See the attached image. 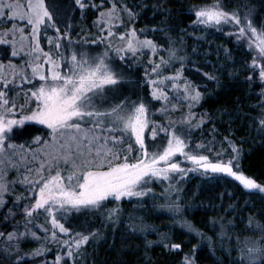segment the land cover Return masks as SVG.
I'll use <instances>...</instances> for the list:
<instances>
[{
  "label": "snow or ice",
  "instance_id": "obj_1",
  "mask_svg": "<svg viewBox=\"0 0 264 264\" xmlns=\"http://www.w3.org/2000/svg\"><path fill=\"white\" fill-rule=\"evenodd\" d=\"M74 3L80 9L88 6L82 0ZM193 9V26L221 30L229 26L232 31L227 35L235 36L241 47L247 44L254 53L250 67L264 83V21L258 27L254 25L255 9L247 5L229 9L225 0H211L194 5ZM124 12L129 20L136 16L127 4L111 0V7L101 11L95 21L105 35L90 43L77 42L71 37L67 10H59L58 0H27L24 4L20 0H0V18L26 22L24 26L13 23L10 28L0 29V43L11 45L12 55L23 60L21 65L11 61L5 65L0 61V208L7 206L5 194L17 183L16 179H8L11 170L18 173L19 183L26 191V195L15 198L14 207H19L23 200L32 201L24 204L19 213L9 208L5 215V221L9 216L22 217L15 220L12 231H0L5 253L14 242L18 250L19 241L30 236L36 241H58L67 248L65 255L72 257L97 232L75 231V226L66 227L62 220L71 223L74 214L94 213L109 199L120 201L124 197L146 196L152 191L146 187L149 183L171 181L190 172L205 176L227 173L245 189L264 192V184L241 169L239 149L228 137L225 142L235 155L226 160L222 158L227 154L226 149L213 153L204 143L192 144V127H199L208 117L207 113H201L197 124H192L196 116L192 108L205 95L200 91L201 85L183 75L185 58L177 54V49H164V44L145 34L148 30L133 26L117 31L116 25H124ZM61 23L65 25V32L60 30ZM163 30V25L151 29ZM49 31L56 35L47 36ZM42 34L48 41L49 51L41 45ZM114 37L117 43H113ZM99 42H104L102 49ZM144 50H150L154 56L165 50L167 58L151 59L150 70L145 71L144 78L135 81L136 87L126 92L123 85L133 78L111 53L126 61L129 52L137 54ZM177 60L181 62L180 67L167 72V67ZM203 75L216 79L210 73ZM252 79V76L248 78L250 82ZM25 82L31 87L23 94L25 103L17 104L11 93L25 86ZM260 95L259 103L264 104V89ZM181 102L187 103L189 111L174 119L169 113L181 109ZM156 113L162 114L165 120H154ZM257 119L264 129V109ZM26 122L45 126L44 135L28 133L24 142L17 144L14 138L24 133ZM177 154L190 162L191 167H182ZM179 191L169 184L161 198L177 193L176 199L161 207L182 214ZM119 211L118 206L109 209L108 218ZM40 212L46 213V220L50 218L51 224V229L40 225L45 232L43 237L29 228ZM181 223L191 232L201 234L191 223ZM229 226L236 225L230 221ZM57 230L62 236L58 237ZM245 230L259 231L261 235L246 236L243 240L237 236L240 256L237 264H264V223L250 215ZM170 247L180 249L181 245L173 243ZM46 251L41 243L31 254L36 256ZM62 258L56 257L57 264ZM21 259L17 256L13 264ZM0 264L4 261L0 260ZM180 264H195V257L185 254Z\"/></svg>",
  "mask_w": 264,
  "mask_h": 264
},
{
  "label": "trees",
  "instance_id": "obj_2",
  "mask_svg": "<svg viewBox=\"0 0 264 264\" xmlns=\"http://www.w3.org/2000/svg\"><path fill=\"white\" fill-rule=\"evenodd\" d=\"M22 2L25 3L26 0ZM82 2L88 5L84 9H80L74 0H58V6L61 11L67 10L72 39L90 43L105 35L98 30L95 21L101 11L111 7V0ZM210 2L211 0H119V3L127 4L136 16L129 20L127 13H122L124 25H116V30L121 32L122 29L133 26L146 29L148 31L145 34L157 40L158 44H164V49H177V54L185 58L183 75L201 85L200 91L205 93L200 103L192 108V112L196 114L192 120L193 125L197 124L201 113L208 114L199 127H192V144L204 143L207 147L214 145L213 153L218 151V147L232 151L231 146L225 142V137H228L239 149L241 169L247 175L264 182V129L257 119L264 109V104L259 103L264 85L257 81V73H253L250 67L254 53L247 48L246 43L241 47L235 37L228 36L227 33L231 30L191 24L195 19L193 6ZM225 3L229 9L244 5L254 8V25L258 26L259 22L264 21V0H225ZM162 25L163 31H151ZM59 27L61 32L66 31L63 23ZM47 34L56 35L54 31ZM99 43L102 49L104 42ZM159 56L167 58V52L160 50L155 56L150 50L137 54L129 52L126 61L112 56L125 73L133 78L132 82L123 85V90L129 89L130 84L136 86L135 81L143 79L145 71L150 70L151 59L158 60ZM10 60L23 64L21 57L10 55L8 45L0 43V61L8 64ZM180 63L178 60L174 61L167 67V72L179 68ZM203 73H210L216 79L212 80ZM250 76L253 77L251 82L248 80ZM25 84L29 88L30 84ZM25 87H17L11 95L15 97L18 90ZM181 104V109L175 112L186 115L189 111L187 103ZM156 107L160 105L157 104ZM152 118L164 121L160 113ZM27 125L24 133L14 138L17 144L24 142L28 133L44 135V128L34 124ZM200 175L193 174L177 185L172 183L180 190L178 195L183 207L182 214L161 207L168 202V199L166 201L161 198L158 191L161 189H157L152 195L143 196L141 202L123 199L111 208L109 206L113 203L109 202L94 213H84L80 219L73 216L71 223L65 222L66 227L75 226V230L85 234L93 230L97 232L72 257L65 255V247L53 251V254L47 256V260H30L29 264H57L58 255L63 257L58 264H180L185 254L193 255L195 264H237L240 259L237 236L243 240L246 236L261 235L259 231L245 230V225L250 215L264 223V200L257 192L245 191L240 184L231 181L227 174H215L208 178ZM176 195L177 193H173L169 203L175 201ZM117 206L119 213L109 219L108 210ZM0 214L1 222L7 213ZM182 221L194 225L201 234L182 226ZM230 221H234L236 226L230 227ZM7 227L5 222L0 230L7 233ZM149 241L152 243L149 244ZM173 243L180 244L181 248L172 249L170 245ZM23 246H31L30 241L24 242ZM5 257H0V260L13 264L15 254Z\"/></svg>",
  "mask_w": 264,
  "mask_h": 264
},
{
  "label": "rangeland",
  "instance_id": "obj_3",
  "mask_svg": "<svg viewBox=\"0 0 264 264\" xmlns=\"http://www.w3.org/2000/svg\"><path fill=\"white\" fill-rule=\"evenodd\" d=\"M22 1H24V0H22ZM22 1H20L21 4H24V2H22ZM26 2H27V0H26ZM26 2H25V3H26ZM192 10H193V9H192ZM9 20H10L9 17L0 18V29L10 28V27L12 26L13 23L17 24V26H24V24L26 23V22H24V21H20L18 18L14 19V20H11V22H8ZM253 23H256V19H255V21H254V16H253ZM256 26H257V25H256ZM258 26H259V25H258ZM258 26H257V27H258ZM212 28H214V27H212ZM216 29H217V28H216ZM223 29H229V30L232 31V29H231L229 26H224ZM220 30H221V29H220ZM26 31L30 32L31 29H30V28H26ZM122 31H125V30L122 29L121 32H122ZM47 36H52V37H54V35H52V34H47ZM233 37H235V36H233ZM113 43H117V40H116L115 37L113 38ZM41 45L45 48V51H49V50H51V49H50V46L48 45V41H47V39L44 37L43 34L41 35ZM8 46L10 47V55L13 56V55H12V46H11V45H8ZM98 50H99V49H98ZM112 54H114V55H112ZM111 56H117V55H116L115 52H112V53H111ZM15 58H19V57L17 56V57H15ZM10 61H11L12 63L16 64L15 62H13V60H10ZM5 65H7V63H6ZM16 65H19V64H16ZM256 79H257V81L260 82V80H259V78H258V73H257V75H256ZM26 83H27V82H26ZM260 83H262V82H260ZM262 84L264 85V83H262ZM25 85H26V84H25ZM23 87H25V86H23ZM29 87H31V85H29ZM135 87H136V86H134L133 84H130L129 89H127L126 92H127L128 90H131V89L135 88ZM26 88L28 89V87H25V88H21V90H18V93H17L16 96L14 97V98L16 99L17 104L25 103V99H24V95H23V94H24L25 92H27V89H26ZM169 115H170L172 118H174V119L177 118V117H179V116H181V115L177 114V113L175 112V110L171 111V112L169 113ZM154 116H155V115H154ZM154 116H153V117H154ZM163 118H164V120H165V117H164V116H163ZM26 123H27V124H32V125H33V124H34V125H38V126H40V127H42V128H45V126L39 125V124H37L36 122H26ZM45 138H47V137L45 136ZM126 143H127V141H126ZM213 146H214V145L208 147V148H210V149L212 150V152L215 151V148H214ZM33 147H36V146L33 145ZM216 149L218 150L217 152H221L222 150H224V149H222L221 147H218V148H216ZM206 154H207V150H206ZM234 154H235V153H234L233 151L227 150V154H226L225 156H223L222 158L226 160L228 157L233 156ZM177 158H178V161L182 162V167H185V168L191 167L190 162L184 161L182 155L177 154ZM193 174H196V175H200V174H201L200 176L205 177V178L211 177V175H212V174H209V175L205 176V175H203L202 173L190 172L187 176H175L171 181H160V180H157V181H154V182L149 183L148 185H146L147 188L152 189V191L149 192L147 195H152V194H154V191L156 192L157 189H161V191L158 190V191L160 192V194H161V193H162V192L168 187L169 184L174 183L173 185H177L179 182H180V183L183 182L184 180L188 179V178H189L191 175H193ZM227 175H229V174H227ZM228 177L232 179L231 181L237 183L238 185L240 184V182L237 181L234 177H231L230 175H229ZM8 179H9V180L16 179V180H17V183L15 184L14 187H12V188L10 189V191H9L8 193L5 194V196H6V202H7V208H5V207L0 208V213H1V212H4L5 214H6V213L8 214V212H9L8 204H9V208H12V210H13L14 212L19 213L20 211H22V209H23V207H24V204H26V203H29V204H30V203H32V201H30V200H23V201H21V202L19 203V207H14L13 202L15 201V198H16L17 196L26 195V191H25V187H24L22 184L19 183L18 173H17L15 170H11V171L9 172V174H8ZM257 181H258L259 183H261V184H264V182H262V181H259V180H257ZM165 183H166V184H165ZM159 184H160V185H159ZM240 185L242 186V188H243L245 191H249V192H257L258 195L264 200V192H262V191H260V190H258V189H252V190L245 189V188L243 187L242 184H240ZM9 196H10V198H8ZM150 197H153V196H150ZM123 199H136V200H138V201H140V202L142 201V197H140V198H139V197H124V198H122L121 200H123ZM167 199H168V202H167V204H168V203L171 201V197H170V198H165L166 201H167ZM121 200H120V201H121ZM109 202L113 203L112 206H109V208H111V207L116 206V203H117L118 201H116V200H114V199H109V201H108L107 203H109ZM0 215H1V214H0ZM81 216H82V214H74V217L77 218V219H80ZM82 217H83V216H82ZM58 218H59V217H58ZM20 219H22V217L19 216V215H17V216L15 217V219H13V217L9 216L7 221H5V220H4V217H3V218H2V221L0 222V223H1V224H0V227H1L2 225H4L5 222H7V226H8L7 229H6L7 232H8V231H12L13 227H15V220H20ZM61 222H62V223H65L66 221H63V220H62ZM11 223H12V224H11ZM10 224H11V225H10ZM41 224H43L45 227H48L49 229H51V228H50V227H51V224H50V218L46 220V213H43V212H40V213L36 216L34 222H33L32 224L29 225V228H30L31 230L36 231V232L38 233L39 236L43 237V236H45V232H44L43 228L40 227ZM65 226H66V225H65ZM20 230L23 231V230H24L23 227H21ZM0 231L3 232V229H1ZM57 231H58V230H57ZM75 231H78V230H75ZM81 232H82V231H81ZM5 233H6V232H5ZM58 233H59V232H58ZM60 236H62V234L59 233V234H58V237H60ZM63 238L66 239L67 236H63ZM26 241H30V245H31V246H26V248H25L24 246L22 247V244H23L24 242H26ZM41 243L44 244V247L47 249V251L41 253L40 255L33 256V255L31 254V253H32L31 250H34V249L38 248V247L40 246ZM29 247H31V248H29ZM5 248H6V245L3 243V238H0V257H5V256H8L9 254H11V256H13V254H15V259L13 260V262L16 261V257L19 256V257H21L22 259H21L20 261H18L17 264H29L30 260H31L32 262H35L36 260H40V261L47 260V258H48L47 256H48L49 254H53V251L61 250L62 248H65V247H63L58 241H52L51 239H49L47 242L36 241V240H34L33 238H31V237L29 236V237L22 238V239L19 241V249H18V250L15 248V242L11 245V247H10V249H9V251H8L7 253H5V251H4ZM27 248H29V249H27ZM66 249H67V248H66ZM13 262H12V263H13ZM71 262H72V261H71ZM4 264H10V263L4 262ZM31 264H34V263H31Z\"/></svg>",
  "mask_w": 264,
  "mask_h": 264
},
{
  "label": "bare ground",
  "instance_id": "obj_4",
  "mask_svg": "<svg viewBox=\"0 0 264 264\" xmlns=\"http://www.w3.org/2000/svg\"><path fill=\"white\" fill-rule=\"evenodd\" d=\"M212 175L218 174V173H211Z\"/></svg>",
  "mask_w": 264,
  "mask_h": 264
},
{
  "label": "water",
  "instance_id": "obj_5",
  "mask_svg": "<svg viewBox=\"0 0 264 264\" xmlns=\"http://www.w3.org/2000/svg\"><path fill=\"white\" fill-rule=\"evenodd\" d=\"M221 174H227V173H221Z\"/></svg>",
  "mask_w": 264,
  "mask_h": 264
}]
</instances>
